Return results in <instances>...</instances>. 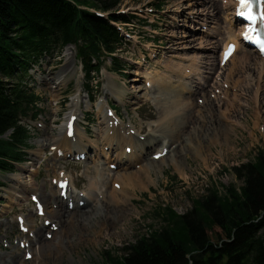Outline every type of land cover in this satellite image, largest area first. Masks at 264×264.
Returning <instances> with one entry per match:
<instances>
[{"label": "trees", "instance_id": "obj_1", "mask_svg": "<svg viewBox=\"0 0 264 264\" xmlns=\"http://www.w3.org/2000/svg\"><path fill=\"white\" fill-rule=\"evenodd\" d=\"M121 1L0 0V135L14 127V142L28 144L27 130L16 118L34 95L7 79L15 81L33 54L69 42L78 44L88 72L97 68L92 56L100 62L105 51H115L119 32L109 20L80 6L109 11ZM112 18L128 20L125 15ZM6 157L22 158L12 141L0 138L3 169H9ZM233 171L242 181L239 188L233 183L223 193L212 184L207 193L192 198L184 214L167 207L161 228H151L124 247L123 254L107 251L104 264H264V149Z\"/></svg>", "mask_w": 264, "mask_h": 264}, {"label": "rangeland", "instance_id": "obj_2", "mask_svg": "<svg viewBox=\"0 0 264 264\" xmlns=\"http://www.w3.org/2000/svg\"><path fill=\"white\" fill-rule=\"evenodd\" d=\"M157 1H161L164 4V7L161 9L165 11L164 16H160L157 12L152 14L145 13L143 15L139 13L138 10L140 7L145 5L152 7L151 4ZM191 3L190 0H122L118 8H129L131 14L138 15L137 13H139V16L148 20V22L158 24V39L161 40L159 44L163 45L162 50H168L170 47L171 53L180 52L182 55H193L197 53L200 57L207 58V60L203 59L204 62L201 65H203L205 71H207L206 74L209 75V71L215 70L214 68L216 67L219 55L218 50L224 38L227 36L223 27L220 29L221 31H218V28L220 27V22H222L223 26H225L226 23L222 15L220 16L219 22L216 23V20L213 19L211 15V10L207 9L205 5L195 4L192 6L190 5ZM181 10L182 14H179ZM198 12L202 14L199 15ZM175 16L183 20L180 25L177 24ZM198 17H200V19ZM135 22V24L132 22L129 25L130 28H133L134 32L143 38V41L151 40L147 38L151 36V30L155 28L149 24H141L137 20H135ZM203 25H207L209 29L203 27ZM205 40L212 41L213 43L211 45L214 44L217 47L207 51L201 50L200 43ZM67 48H64L63 52L59 53L60 55L57 54L56 57L53 58V61L49 63L47 67L50 72L48 75V82L44 86L37 87V92L41 96L39 105L43 106L45 110L44 116L49 118L50 132V124L54 119H59V121H64L65 119L64 117L54 116L49 109L48 98L50 95L49 87L53 85L57 73L63 67ZM141 48H143L142 45H139L134 40L130 42L126 41L125 46L120 49L119 53L122 62H128L132 66L127 67V71L130 74L128 76H122L114 71H111V73L115 78L117 88L120 90L125 89L127 93L128 98L125 99L126 103L122 102V106L120 107L125 119L128 120L131 117L137 125L144 126L148 124L151 119L157 117L158 108L148 103L147 105L150 106L145 105L141 109L132 110V106L127 102L133 99L135 94L139 96L147 94L144 89L141 90L144 88L141 70H138L136 65V68L133 69L134 64L131 63V57H136L134 54L140 51ZM244 54L252 55L251 51L246 49L239 53L240 56ZM104 66L110 68L113 65L107 62ZM231 66L232 65H230L229 68H231ZM232 68L235 69V65H233ZM245 69L247 71L245 73L252 71L251 68ZM245 69L242 70L241 73L237 72L235 76L236 80L238 77L243 78ZM136 72L140 75L137 76L135 74ZM228 72L229 69L226 71V74H228ZM51 77L52 79H50ZM252 77L253 79L256 78V76ZM134 78H137L138 81H133ZM104 84H106V82ZM243 84L247 89L243 87L241 90L238 87L239 91L236 93L237 97L240 98V102H234L239 110H232L229 116L226 115L229 119V123H226L229 126L227 129L228 138L224 137L222 131H220V127L217 126L214 130L219 131L218 138L215 143H210V149H207L208 137H205L204 140L200 139L204 142L202 147L206 146L204 149H207L204 153L207 161H204L203 158L197 157L194 153L190 152L187 162L184 163V165L187 166L185 169L188 172L187 177L175 169L171 162L166 163L164 175L159 177L158 183H150V189L143 188L142 191L137 190L135 201L129 203L126 208L123 207L122 213L120 212L122 217H119L115 222H106L105 228L102 225V229L99 232H95L99 229L101 226L99 224L103 221L104 216L101 217L102 214H100L99 217L95 218L94 224L84 227L85 233L87 234L86 238H88H85V240L77 238L82 229L79 225H76V231L71 233V236H76L73 241L74 245L71 247V254L68 250H65L58 259L57 256L56 258H52L51 255H49V258H46L41 264H94V262H102L107 250H113V252L118 254L119 252L124 253V247L135 243L140 236L149 233L151 228H161L164 224V220L160 214L156 213L159 208H162L161 211H164L165 206H172L178 213L184 214L191 209L192 198L207 193L208 188H210L212 184L227 186L234 183L239 186L242 185V181L238 180L232 172V167L242 162L252 160L259 150L264 149V89L260 97H257L258 101L254 102L256 97L254 95L256 86L254 80L251 85ZM215 86L216 85L209 88L207 91L208 94H210L211 91L215 92ZM76 89L77 87L73 86L69 88V91H65L66 88L61 86L56 96H59V98L65 95L67 96ZM99 91L101 90L94 86V93ZM231 91L233 93L235 92L233 90ZM103 94L105 95V91ZM198 96L199 95L196 97ZM109 97L111 96L109 95ZM218 99L220 98L214 99L215 104H217L216 102ZM239 103H243L244 106H240ZM231 106L232 104H230V107ZM60 108H63L62 110L64 112L70 110L67 105L64 107L62 105ZM126 108L130 111V116H128L126 110H123ZM211 112L213 111L211 110ZM63 115H65V113H63ZM214 115L213 120L221 122L220 119L217 120L216 114ZM90 121V128H93L91 134L95 137L97 136V132L95 131L97 124L92 120ZM188 124L186 127H188ZM216 125H212L211 130H209V134L212 137H215L212 131ZM53 128L54 131L52 134L56 130L55 123L53 124ZM36 132V134L32 133L33 137H31V142L34 145L30 148V150L33 151V153L31 152L29 155L31 157L30 160L35 159V155H37L35 152L42 146L41 141L43 142L44 139V132L39 133L38 130ZM44 152H46V147ZM42 161L46 165L41 166V173H43V176H48L55 163L48 152L47 155L45 154L43 156ZM59 166L60 164H57L56 167L58 168ZM94 171V167L92 166L91 173ZM51 174H53V172H51ZM40 184H42L41 181ZM40 184L39 186H41ZM83 185L87 187L88 180L85 181ZM220 190L224 193L226 189L220 187ZM152 225L153 227H150ZM215 230L219 231L217 227ZM29 264H33V262L31 261Z\"/></svg>", "mask_w": 264, "mask_h": 264}, {"label": "bare ground", "instance_id": "obj_3", "mask_svg": "<svg viewBox=\"0 0 264 264\" xmlns=\"http://www.w3.org/2000/svg\"><path fill=\"white\" fill-rule=\"evenodd\" d=\"M190 1L192 2L190 4L192 6H194L195 4L205 5L207 9L211 10V15L213 16V19L216 20V23L219 22L222 13V8L221 5L217 2V0ZM201 14L199 13V15ZM198 18L200 19V17ZM230 25H232V22L230 23ZM222 27L228 28V26H223L222 22H220V27L218 28V31H221L220 29ZM234 35L235 31H233L232 33L229 30L227 37H232ZM212 43V41L208 40L202 41L200 43V49L207 51L209 49L212 50L214 47H217L214 44L211 45ZM250 51L252 55L244 54L239 58V67L241 70L239 69V67L234 69V71L232 70L229 74V78L235 86H244L243 83L248 85L250 82L246 80V75H244L245 79L238 77L237 82H235V76L237 75V71L241 72L245 68H251L252 71L249 72V77L251 75H253L254 77L256 76V78H254L255 80H253L255 81V85L259 87V90L256 91L254 94L256 96L255 99H257L258 101L257 97H260L264 89V57H261L258 52L253 49H250ZM238 56V52L236 51L235 54L230 58L229 62L233 61ZM190 66L197 70L200 69V65L197 59H195L193 64H190ZM185 67L186 66L180 67L179 65L175 68H172V70L176 73L177 78H175L171 74H166L162 77H157L153 75L146 76L147 79H150L153 83L152 98L156 102V106L158 107L157 119L153 121V124H155V126L152 127L151 132L159 133L160 129L162 136L157 139L147 141L145 145L152 146V144H155L154 147H157L163 145V142L168 141V143H171V145L178 144V146L174 150H171L165 158H161L158 161L152 159H150V161H147V159L145 158L140 160L142 165L139 169L131 168L130 170L124 169L123 172L112 170L106 172V168L104 167V165L102 163H97V160H94L93 164L95 166L94 168L97 174L91 175L88 173L90 168L89 165H87V174L89 178L88 187L90 189V194L94 193L96 207H102L103 210L101 216H104L103 221L101 222V224H99L101 226L95 232H99L102 229L101 227L103 226L105 228L106 222H115L119 217H122V215L120 214V212L122 213L123 209L122 205L124 203L131 202L130 200L132 199L133 194L136 193L137 190L142 191L143 188L150 189V183H158L159 177L161 175H164V167L166 163L171 162L175 166V168L181 172V174L187 177L188 172L185 170L187 166H185L184 163L187 162V158L190 153V150L188 148L190 144L193 145L192 143H194V140H199L202 137H208L207 139H209V141L207 149H210V143H215L217 141L216 137H212L209 134V130H211L212 125L218 124L214 128H217V126H219L220 131H222L224 137L228 138V124L224 122H217L213 119L207 121L208 117H206L205 113L207 111H210L209 109H212L213 113L217 116V120L219 115L225 119V115H229L232 110H239V108L235 106L233 99L231 98L232 96L236 97L237 94L228 93V91H226V99L224 101L218 100L216 102L217 104H215V101H213L210 97L207 98V94H205V87L200 88L197 87L198 85L196 87H192L186 83L185 80L189 77L190 74L185 72ZM245 72H247L246 69ZM133 81H138V79L134 78ZM109 89L112 91V94H116L119 100L124 99L126 93L121 90H118L114 81H112V84ZM187 93L190 96L187 95ZM195 93H204L203 97L206 100L204 108L200 109L199 113H197L199 110V106L196 103V98L194 99V96H191ZM135 97L136 99L139 98L137 94ZM230 104H232L231 107ZM101 115L103 118V123L104 121L106 122L104 132L102 129L98 131L99 136L101 138L102 147H104L105 145L112 144L114 141H116L117 147L120 148L122 146L123 137H125L127 141L133 138V136L131 135H120L118 132H114L113 135H110L107 129L109 119H107V117L103 115V111H101ZM131 123L133 122L131 121ZM187 124L189 128L186 127ZM213 132L214 129L212 133ZM76 135L78 137V141H81L82 138H87L86 132L83 130V134H81L79 128L76 129ZM104 153L106 154L105 150ZM37 154H40V157L44 155L42 149H39L37 151ZM120 155H123V153H121ZM197 155H200L199 151L197 152ZM135 158L136 156L133 155L132 159ZM203 160L207 161V158L204 155ZM35 169L36 167L32 169V172ZM111 175L113 176L112 180H119L125 189H123L122 191H117L113 187V182L112 185L110 184ZM13 176L19 178L20 174H16ZM25 185L37 186V183L33 180V178H30L29 180H26ZM98 193H102L104 197L102 199L98 198ZM19 197L23 199L24 195L20 194ZM126 207L127 204H124V208ZM53 214L55 218H59L60 228L54 232L52 240H44V242L39 245L38 251L42 255V260L40 262H44V259L49 258V255H51L52 258H56L57 256L58 259L62 256V252L65 248L71 254V247L74 245L73 241L76 237L75 235L71 236V233H74L76 231L74 218H77V225H79V227L82 229L77 238L85 240L87 234L85 233L84 227L94 224L93 222L95 218L99 217V213L95 210L74 213L64 212L63 216L59 215V213L57 212ZM71 214L73 215L70 217L69 215ZM40 262L37 261L35 262V264H40Z\"/></svg>", "mask_w": 264, "mask_h": 264}, {"label": "snow or ice", "instance_id": "obj_4", "mask_svg": "<svg viewBox=\"0 0 264 264\" xmlns=\"http://www.w3.org/2000/svg\"><path fill=\"white\" fill-rule=\"evenodd\" d=\"M241 4H242V6L249 7V9L251 7L250 0H241ZM246 15H248V18L250 20L256 19V17L251 13V11H249L248 13H246ZM262 15H264V13H262ZM249 31H258V30L257 29H254V28H250ZM246 38L247 39H253V37L252 36H249L248 34H246ZM256 42L261 45V48L262 49H264V39H260L259 37H257L256 38Z\"/></svg>", "mask_w": 264, "mask_h": 264}]
</instances>
